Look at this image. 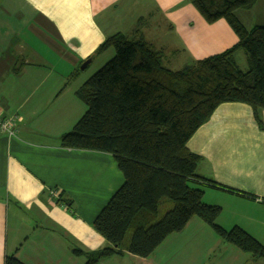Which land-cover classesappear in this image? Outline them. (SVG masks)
<instances>
[{"label": "crops", "instance_id": "obj_1", "mask_svg": "<svg viewBox=\"0 0 264 264\" xmlns=\"http://www.w3.org/2000/svg\"><path fill=\"white\" fill-rule=\"evenodd\" d=\"M236 16L249 29L264 25V0ZM136 30L172 71H179L173 69L177 60L184 69L238 41L225 20L206 23L189 0H0V111L17 119L15 136L0 132V264L9 256L23 264H84L85 256L74 250L88 255L109 246L93 223L123 175L111 154L66 149L60 139L87 111L77 96L91 77L82 73V64L91 59L85 71L100 70L114 57V49L95 55L100 45L118 33L131 38ZM260 116L263 128L249 105L222 104L187 147L200 157L197 174L225 188L200 187L205 204L221 207L217 224L239 227L261 243L264 111ZM220 250L221 258L215 257ZM207 260L260 259L194 217L148 258L124 252L97 264Z\"/></svg>", "mask_w": 264, "mask_h": 264}, {"label": "trees", "instance_id": "obj_2", "mask_svg": "<svg viewBox=\"0 0 264 264\" xmlns=\"http://www.w3.org/2000/svg\"><path fill=\"white\" fill-rule=\"evenodd\" d=\"M257 1L189 0L206 23L225 20L238 41L179 71L163 65L161 53L139 30L131 38L115 34L98 48L95 55L109 49L115 55L77 91L87 111L60 143L66 149L111 154L124 182L93 223L109 246L88 255L74 250L77 256H85L84 264L124 252L148 258L194 217L224 242L254 259L264 258V245L253 236L239 227L225 230L217 224L221 207L205 204L200 187L225 188L197 174L200 157L187 147L225 103L249 105L263 128L264 25L249 29L236 16L239 10H252ZM239 51L246 56V72L235 62ZM165 200L173 207L160 218ZM4 264L23 263L9 256Z\"/></svg>", "mask_w": 264, "mask_h": 264}, {"label": "rangeland", "instance_id": "obj_3", "mask_svg": "<svg viewBox=\"0 0 264 264\" xmlns=\"http://www.w3.org/2000/svg\"><path fill=\"white\" fill-rule=\"evenodd\" d=\"M239 55H237V64H238V67H239V69H241V70H243V71H246V66H245V61H243L244 60V55H243V52L242 51H240L239 53H238ZM115 55V52H114V50H113V56ZM176 66H174L173 67V69H177V70H180V69H182V67H184V62H182V60H177L176 61ZM191 65H193V64H191ZM97 70H94L93 72L91 71V70H89L88 72L87 71H83L82 73L83 74H86V76L87 77H90V76H92L95 72H96ZM87 72V73H86ZM85 76V75H84ZM173 207V203L171 202V201H169V200H165L162 204H161V206H160V215H159V217L161 218L168 210H170L171 208ZM259 229V228H258ZM262 233H263V235H264V232H260L259 234L260 235H262ZM130 236H131V232H129L128 233V235H127V239H126V241H128V239L130 238ZM260 241H261V243L264 245V236H262L261 238H260ZM228 244V243H227ZM222 254H223V251H218L217 253H216V255H215V257H217V258H221V256H222ZM248 256V255H247ZM254 262V263H253ZM206 264H215L214 263V260H210V261H208L207 260V262H206ZM247 264H264V258L263 259H260V260H256V261H251V262H248Z\"/></svg>", "mask_w": 264, "mask_h": 264}, {"label": "built area", "instance_id": "obj_4", "mask_svg": "<svg viewBox=\"0 0 264 264\" xmlns=\"http://www.w3.org/2000/svg\"><path fill=\"white\" fill-rule=\"evenodd\" d=\"M16 121L17 119L13 116H5L0 111V132L7 136H15L16 135ZM53 196L57 197L58 194L53 191Z\"/></svg>", "mask_w": 264, "mask_h": 264}, {"label": "water", "instance_id": "obj_5", "mask_svg": "<svg viewBox=\"0 0 264 264\" xmlns=\"http://www.w3.org/2000/svg\"><path fill=\"white\" fill-rule=\"evenodd\" d=\"M91 59H89V60H87V61H85L83 64H82V66H81V70H85L88 66H89V64L91 63Z\"/></svg>", "mask_w": 264, "mask_h": 264}]
</instances>
